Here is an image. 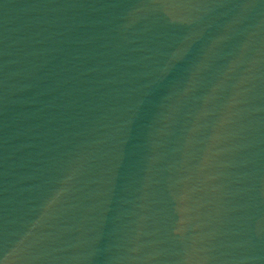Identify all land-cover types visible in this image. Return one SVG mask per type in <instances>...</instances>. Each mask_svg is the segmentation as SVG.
<instances>
[{"label": "water", "instance_id": "obj_1", "mask_svg": "<svg viewBox=\"0 0 264 264\" xmlns=\"http://www.w3.org/2000/svg\"><path fill=\"white\" fill-rule=\"evenodd\" d=\"M0 264H264V0H0Z\"/></svg>", "mask_w": 264, "mask_h": 264}]
</instances>
